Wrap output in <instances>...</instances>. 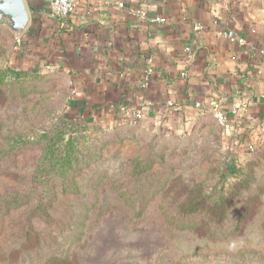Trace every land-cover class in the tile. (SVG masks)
I'll return each mask as SVG.
<instances>
[{
    "label": "rangeland",
    "instance_id": "374dc122",
    "mask_svg": "<svg viewBox=\"0 0 264 264\" xmlns=\"http://www.w3.org/2000/svg\"><path fill=\"white\" fill-rule=\"evenodd\" d=\"M19 45L0 25V264H264V143L231 148L212 115L181 135L75 124L67 78L16 67ZM60 132L71 170L39 207L37 164Z\"/></svg>",
    "mask_w": 264,
    "mask_h": 264
},
{
    "label": "crops",
    "instance_id": "0c3cea01",
    "mask_svg": "<svg viewBox=\"0 0 264 264\" xmlns=\"http://www.w3.org/2000/svg\"><path fill=\"white\" fill-rule=\"evenodd\" d=\"M75 5L72 16L58 20L46 0H29L31 25L13 58L21 69L61 72L73 115L118 125L139 113L138 123L181 135L216 116L218 104L230 147L264 143V0Z\"/></svg>",
    "mask_w": 264,
    "mask_h": 264
},
{
    "label": "trees",
    "instance_id": "16d2710c",
    "mask_svg": "<svg viewBox=\"0 0 264 264\" xmlns=\"http://www.w3.org/2000/svg\"><path fill=\"white\" fill-rule=\"evenodd\" d=\"M15 72V71H14ZM16 76L21 77L22 75L25 76L28 74V71H16ZM5 77V74L0 77V83L3 82V79ZM71 107V99L69 98V106ZM71 108H69L70 110ZM70 112V111H69ZM85 112H83L84 114ZM69 118V119H68ZM65 120H69L76 124V122H79V124L87 126V128H94L95 129H104V128H118L119 126L129 125L130 121L121 120V123L118 125L115 124H106L104 121H91L89 119H86L84 117H79V115H73L72 112L69 113L68 116H65ZM47 144L45 146L43 156L41 157L40 161L37 164L36 172L34 175V179L32 182L31 191L38 193V201L37 206L41 207L47 202L46 194L48 192V189L50 187V179H52L54 176H59L62 179L66 178V173H68L71 168L69 167L72 159H71V151H72V144L74 142L73 139H70L65 146L64 152H60L57 148V145L59 143H62L63 141V133H56L52 138L49 136H46ZM262 145V144H261ZM231 148H233L231 146ZM49 174V177L47 176ZM69 188L71 189L74 187V183H69ZM66 185V186H67ZM65 186V187H66ZM47 190V191H46ZM46 192V193H45ZM45 193V194H44ZM24 194L21 192H15L13 195L9 198L8 204H13L15 206H19L21 204V201Z\"/></svg>",
    "mask_w": 264,
    "mask_h": 264
},
{
    "label": "water",
    "instance_id": "95a60500",
    "mask_svg": "<svg viewBox=\"0 0 264 264\" xmlns=\"http://www.w3.org/2000/svg\"><path fill=\"white\" fill-rule=\"evenodd\" d=\"M0 25L6 26L16 37L24 35L31 25L26 0H0Z\"/></svg>",
    "mask_w": 264,
    "mask_h": 264
},
{
    "label": "built area",
    "instance_id": "2783aa9c",
    "mask_svg": "<svg viewBox=\"0 0 264 264\" xmlns=\"http://www.w3.org/2000/svg\"><path fill=\"white\" fill-rule=\"evenodd\" d=\"M46 3L49 9V16L53 19L65 20L72 16L76 10L75 0H46ZM155 21L163 22V20L160 18H157ZM231 40H236V37H231ZM18 47H16V49H18ZM169 106H172V103H169ZM213 107L216 117L221 121L223 125L226 124L227 118L223 113L220 112L218 104L214 105ZM237 112V110L234 111L235 114ZM139 117V113L135 114L134 120L130 122V124H138ZM252 148L253 147H251L250 149Z\"/></svg>",
    "mask_w": 264,
    "mask_h": 264
}]
</instances>
